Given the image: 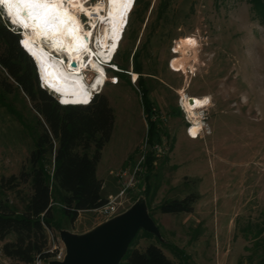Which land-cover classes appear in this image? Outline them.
<instances>
[{"label":"rangeland","instance_id":"obj_1","mask_svg":"<svg viewBox=\"0 0 264 264\" xmlns=\"http://www.w3.org/2000/svg\"><path fill=\"white\" fill-rule=\"evenodd\" d=\"M133 3L88 0L83 4L107 15L116 26L118 49L112 62L123 69L105 66L106 81L99 93L107 98L113 122L95 176L101 182V196L107 199L120 190L122 194L111 213L80 211L72 222L46 230V249L55 255L42 264L63 261V237L82 240L131 213L135 205L155 228L151 238L138 231L137 248L149 242L171 243L182 252L180 258L169 248L161 246V250L174 264H257L264 252V24L247 0H149L142 22L129 14ZM84 17L87 30L90 21ZM0 21L18 32L1 7ZM25 41L37 58L40 49ZM135 50L148 97L154 102L158 131L166 133L146 178L150 187L156 185L148 205L142 190L144 153L149 147L137 73L131 71ZM85 62L90 79L89 58ZM184 95L209 99L199 113L202 127L190 123L192 139L187 136L189 119L179 106ZM29 106L21 93L0 98V176L28 167L37 132ZM170 140L172 147L166 150ZM45 165L50 171V156ZM28 192V186L21 184L1 197L19 209ZM189 192L198 195L190 213L156 209L161 202ZM10 239L0 241V264H23L3 255L1 245Z\"/></svg>","mask_w":264,"mask_h":264},{"label":"trees","instance_id":"obj_2","mask_svg":"<svg viewBox=\"0 0 264 264\" xmlns=\"http://www.w3.org/2000/svg\"><path fill=\"white\" fill-rule=\"evenodd\" d=\"M247 2L259 22L264 24V0ZM148 5L149 0H134L129 14L142 22ZM18 39L25 41L7 23L0 21V98L5 94L21 93L33 111L37 132L28 153V167L22 166L17 174L0 176V241L11 236L1 245L3 255L17 263L28 264L36 258L45 261L54 254L46 249V230H57L63 221L75 220L78 212L106 203L107 199L100 194L101 182L95 176V166L102 146L110 137L113 113L106 96L101 93L94 94L87 104H58L55 97L38 86L34 64L38 76L40 67V77L43 67L39 60L37 62L34 48L31 53L28 43L20 42L32 60L20 47ZM39 55L37 50L38 58ZM138 57L139 52L135 50L131 71L137 73L136 84L146 123L145 142L149 149L144 153L146 183L142 193L148 205L156 185L150 187L146 178L151 172L153 159L164 147L161 139L166 133L158 131L154 102L149 99L140 75ZM171 147L172 140L166 150ZM47 156L51 159L50 171L45 165ZM21 184H26L29 192L22 198L18 209L9 205L1 195L7 190H16ZM197 198V193L189 192L161 202L156 209L160 213H190ZM139 230L145 237H153L151 232L138 229L117 264H174L164 255L161 246L169 248L178 257L182 254L171 243L157 245L149 242L143 248H137L134 240ZM257 264H264V252Z\"/></svg>","mask_w":264,"mask_h":264},{"label":"bare ground","instance_id":"obj_3","mask_svg":"<svg viewBox=\"0 0 264 264\" xmlns=\"http://www.w3.org/2000/svg\"><path fill=\"white\" fill-rule=\"evenodd\" d=\"M87 1L65 0L64 3L53 5L52 7L60 10V24L51 29L37 28V22L30 17L26 20L28 27L25 28L23 23L17 20L15 6L0 5L5 16L19 29V34L40 49L39 61L43 64V71L40 77L39 67V81L43 88L53 94L60 103L62 101L84 103L82 102L84 100L88 102L94 93H99L106 81L104 64L107 62L113 64L112 59L118 49L115 24L107 15H102L92 7L84 6ZM68 10L70 11L66 12ZM80 13L90 21V28L87 30L79 19ZM64 21L67 23L64 24ZM98 24L100 27L94 35ZM45 31L48 33L46 37L42 35ZM86 58H89L88 69L92 74L90 79L84 72ZM31 59L33 60L32 57ZM70 61L75 62L74 67H70ZM208 103L207 96L184 95L181 107L190 123L202 127L199 113ZM190 126L191 124L187 127L189 138H191L188 132Z\"/></svg>","mask_w":264,"mask_h":264},{"label":"water","instance_id":"obj_4","mask_svg":"<svg viewBox=\"0 0 264 264\" xmlns=\"http://www.w3.org/2000/svg\"><path fill=\"white\" fill-rule=\"evenodd\" d=\"M69 65L74 67L75 62L70 61ZM133 207L131 213L112 220L82 240L63 237V261L50 264H117L138 229L155 231L144 210L139 205Z\"/></svg>","mask_w":264,"mask_h":264},{"label":"snow or ice","instance_id":"obj_5","mask_svg":"<svg viewBox=\"0 0 264 264\" xmlns=\"http://www.w3.org/2000/svg\"><path fill=\"white\" fill-rule=\"evenodd\" d=\"M64 2L65 0H0V5L8 4L15 6L17 20H20L25 28L28 27L26 20L30 17L37 22V28L51 29L60 24V10L52 6ZM67 2H74V0H67ZM109 2L116 3L119 0H109ZM124 2L131 3V0H124ZM66 23L67 21H64V24ZM47 34V31L42 33L45 37ZM21 43L26 45V42L23 40ZM82 102L87 103V100ZM62 103H69V101H62Z\"/></svg>","mask_w":264,"mask_h":264},{"label":"built area","instance_id":"obj_6","mask_svg":"<svg viewBox=\"0 0 264 264\" xmlns=\"http://www.w3.org/2000/svg\"><path fill=\"white\" fill-rule=\"evenodd\" d=\"M80 19L82 20V23H85V20H87L85 17H84V15L83 14H81L80 16ZM85 25V24H84ZM86 27V26H85ZM125 27H126V25H125ZM112 67H114L113 66V64L111 65ZM40 87L41 88H43V86L40 84ZM44 89V88H43ZM94 94H96V93H94ZM180 106V110L182 111V113L184 114V116H185V119L187 118L186 117V114L184 113V111H183V108L181 107V105H179ZM187 120V119H186ZM187 123H188V125H187V127L190 125V122H188V121H186ZM122 191L123 190H120L118 193H116L114 196H112V197H110V198H107V201H106V203L105 204H103V205H101V206H99L98 208H95V209H97V210H101V211H103V212H106V213H111V212H113L114 211V209H115V205H116V199L118 198V197H120L121 196V194H122ZM49 251V250H48ZM53 255H55V253L53 254ZM52 255V256H53ZM33 264H42V260H40V259H35L33 262H32Z\"/></svg>","mask_w":264,"mask_h":264},{"label":"crops","instance_id":"obj_7","mask_svg":"<svg viewBox=\"0 0 264 264\" xmlns=\"http://www.w3.org/2000/svg\"><path fill=\"white\" fill-rule=\"evenodd\" d=\"M193 96H197V95H193Z\"/></svg>","mask_w":264,"mask_h":264}]
</instances>
